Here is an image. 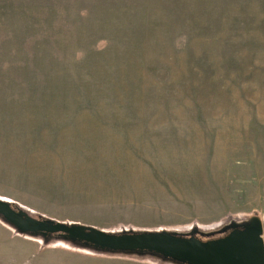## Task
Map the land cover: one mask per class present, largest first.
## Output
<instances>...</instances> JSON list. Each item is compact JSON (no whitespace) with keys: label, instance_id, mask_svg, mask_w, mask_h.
Segmentation results:
<instances>
[{"label":"rangeland","instance_id":"374dc122","mask_svg":"<svg viewBox=\"0 0 264 264\" xmlns=\"http://www.w3.org/2000/svg\"><path fill=\"white\" fill-rule=\"evenodd\" d=\"M28 177L78 198L36 219L103 212L110 233L206 241L258 218L264 240V0H0V192L33 204L9 185ZM142 204L164 215L128 218ZM14 230L0 264L94 253Z\"/></svg>","mask_w":264,"mask_h":264},{"label":"water","instance_id":"95a60500","mask_svg":"<svg viewBox=\"0 0 264 264\" xmlns=\"http://www.w3.org/2000/svg\"><path fill=\"white\" fill-rule=\"evenodd\" d=\"M0 218L19 234L57 238L93 252L149 253L180 264H264L263 226L258 218L225 236L203 241L167 231L115 234L80 224L36 219L0 199Z\"/></svg>","mask_w":264,"mask_h":264},{"label":"crops","instance_id":"0c3cea01","mask_svg":"<svg viewBox=\"0 0 264 264\" xmlns=\"http://www.w3.org/2000/svg\"><path fill=\"white\" fill-rule=\"evenodd\" d=\"M28 176V175H27ZM26 177V176H25ZM9 185L16 187L17 185L20 187V185L25 186L26 188H30V190L32 192H36V198L34 199V203L30 204L27 202L22 201L17 195L11 194V193H1L0 192V199L6 200L9 203H11L14 206H17L19 208L24 209L28 214H36V213H46L44 212L40 207V205L45 204V206L47 204H51V203H56V202H62V201H72V202H76L75 200H77L78 198H73L72 199V194H68L67 197H63V196H56L54 193H50L47 194V190L49 191H54V181L53 180H49V178L47 177H39L37 180H30V178H26L24 180H19V179H14L11 182H9ZM21 188V187H20ZM92 193L95 196H98L99 193L92 191ZM71 202V203H72ZM129 202V201H128ZM131 204V202H130ZM148 205V204H147ZM144 206V207H143ZM132 212H128L130 214H128V218H132V219H143V220H152L155 218V216L158 215V217H161L160 215H164L162 212H154L152 209L146 208L145 204H142L141 207L137 208H133L131 207ZM96 213V212H94ZM41 215V214H39ZM96 217H94V219H85L84 217L81 218H59V217H54V216H42V218L44 219H48V220H52L55 222H60V223H65V224H80V225H84V226H92L93 228L105 231V232H111L114 229L113 226L108 225L105 222V214L103 215V212L97 213L95 214ZM97 215H100L101 218H98ZM103 215V216H102ZM175 217L177 218V214H174ZM120 218V217H124L122 216V214H118L117 212H115V214L111 215L112 219H116V218ZM175 217H172V219L175 220ZM98 218V219H97ZM2 221V220H1ZM3 224H0V227H5V228H11L13 229L11 226H9L8 224H6L5 222H1ZM8 226V227H7ZM168 228H159L158 226H145L144 230H150V231H166ZM15 231V230H14ZM16 232V231H15ZM15 234H19L18 232H16ZM88 252V251H87ZM92 253V252H90ZM95 253V252H94ZM93 253V254H94ZM78 255L76 256V261L77 262H81L83 264H149V263H143V262H135V261H130V260H123V259H117V258H113V256H108V255H102V254H95V255Z\"/></svg>","mask_w":264,"mask_h":264},{"label":"flooded vegetation","instance_id":"af4514ba","mask_svg":"<svg viewBox=\"0 0 264 264\" xmlns=\"http://www.w3.org/2000/svg\"><path fill=\"white\" fill-rule=\"evenodd\" d=\"M228 233H229V232H228ZM228 233H226V234H223L221 237H223V236L227 235Z\"/></svg>","mask_w":264,"mask_h":264}]
</instances>
